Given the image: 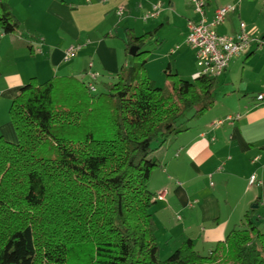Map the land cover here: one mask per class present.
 <instances>
[{
  "label": "trees",
  "instance_id": "16d2710c",
  "mask_svg": "<svg viewBox=\"0 0 264 264\" xmlns=\"http://www.w3.org/2000/svg\"><path fill=\"white\" fill-rule=\"evenodd\" d=\"M7 26L19 22L0 0V31ZM156 35L126 31L129 64L104 94L59 78L14 99L17 142L0 138V264H264V233L250 216L209 255L188 239L160 261L148 183L162 164L151 146L185 132L188 111L208 112L216 86L166 73L158 88L145 75Z\"/></svg>",
  "mask_w": 264,
  "mask_h": 264
},
{
  "label": "crops",
  "instance_id": "0c3cea01",
  "mask_svg": "<svg viewBox=\"0 0 264 264\" xmlns=\"http://www.w3.org/2000/svg\"><path fill=\"white\" fill-rule=\"evenodd\" d=\"M201 1L207 24L219 8H233L216 28L219 35L234 37L244 24L253 43L247 55L231 60L215 79L214 106L180 143L177 159L166 162L164 170L156 169L178 184L162 182L154 196L166 192L165 201L154 205L177 210L179 222L184 221L180 215L186 216L182 236L188 234L186 240L194 246L199 239L200 250L210 253L246 216L264 233V103L255 99L264 93V48L257 44L264 42V0ZM10 4L19 28L0 31V138L6 142L17 141L9 118L12 102L32 83L72 78L87 85L91 72L98 74L93 82L97 91L115 82L129 64L124 44L128 30L137 36L155 31L160 37L159 51L148 57L149 76V68L156 69L167 86L160 63L164 67L168 60L182 62L187 69L184 77L193 78L189 81L198 74L196 52L187 44V24L200 22L201 16L189 0H10ZM155 5H161L160 14L144 23L142 18ZM70 47L78 50L66 61ZM236 114L241 118L233 125L212 127Z\"/></svg>",
  "mask_w": 264,
  "mask_h": 264
},
{
  "label": "built area",
  "instance_id": "2783aa9c",
  "mask_svg": "<svg viewBox=\"0 0 264 264\" xmlns=\"http://www.w3.org/2000/svg\"><path fill=\"white\" fill-rule=\"evenodd\" d=\"M189 1L194 11L201 16L200 22H188L187 24V44L195 50L198 66L201 68V72L197 74L196 78L205 76L216 79L223 75L231 60L249 53L253 41L246 35L244 24L240 25V31L234 37L222 36L216 32V28L222 25L233 14V8L231 6L221 7L216 10L213 18L207 24L203 14V2L201 0ZM161 10V5L152 6L151 11L142 18V21L149 23L151 20L156 19ZM257 44L259 48H264V42L257 41ZM77 50V47H70L65 52V60H70L76 54ZM89 76L93 82L98 78V74L92 72ZM88 87L90 91L95 92L93 83L89 84ZM255 99L259 103H264V93L258 94ZM240 118L241 116L239 114L229 115L214 122L212 127L218 128L225 124L233 125ZM255 182L256 177L252 176L250 184L253 185ZM165 195L166 192L159 194L156 196V200L160 202L165 201Z\"/></svg>",
  "mask_w": 264,
  "mask_h": 264
},
{
  "label": "rangeland",
  "instance_id": "374dc122",
  "mask_svg": "<svg viewBox=\"0 0 264 264\" xmlns=\"http://www.w3.org/2000/svg\"><path fill=\"white\" fill-rule=\"evenodd\" d=\"M9 4H10V0H9ZM11 7V4H10ZM12 10V8H11ZM13 13V11H12ZM14 17L15 14L13 13ZM160 37L158 35H156L153 40L151 42H149V46L146 47V50L151 52L148 54L147 58L150 56H152V54L156 53L159 51V48L161 47L160 42L158 41ZM161 40V39H160ZM162 43V41H161ZM191 49V48H190ZM132 56V55H131ZM169 57H171L172 60H176V56L173 55H169ZM154 59V58H152ZM179 61V63L177 65H175L173 62H170L169 60L167 62H165L164 67L163 64H161V75L163 77H165V79L167 78V74L170 75H174V76H178L179 79L182 80H192L193 78H186L184 77L186 74L185 72L187 71L186 67L182 66ZM147 66V65H146ZM197 69H198V74L201 72V68L198 66V62H197ZM150 74L151 76H149V74L147 73V67L145 68V75L147 76L148 79L154 81V79L151 78H155V80L157 82V87L158 88H164L166 85L165 83H162L158 77V71L153 68H149ZM148 71V72H149ZM179 74H178V72ZM151 78H149V77ZM197 75H195L196 77ZM194 77V78H195ZM98 94H104V90L103 88L98 90ZM194 115V111H188L184 118L181 120L180 122V127L182 129H186L185 132L180 133L179 135L175 136V137H170L167 139L166 143L162 146L160 144V142L158 143H154L151 146V149L154 150L152 157H156L161 165V169L164 170L163 168L166 167L165 164L168 161H175L177 158L175 157L176 155V151L178 150V147L180 145V143L182 141H184V139H186L193 130H196L197 125L200 123V118L198 119H192ZM191 131V132H190ZM189 132V134H187ZM17 142V141H16ZM15 142V143H16ZM158 170H154L153 172V178L152 180L149 181L148 183V190L150 193H152L154 195L157 194V188L160 186V184L162 182H167L168 184H178L176 181V179H173L169 174L168 175H162L161 172H157ZM158 175L155 177V175ZM180 184V183H179ZM196 187V186H195ZM197 188V187H196ZM157 189V190H156ZM151 213H152V217H153V221L155 224V241L156 244L159 247V258L160 261L164 262L166 261L177 249H179L182 244L185 242V240L187 238H189V235L187 234L186 236H182V228L183 227V222L186 219V216H181L180 217L184 218V221H177V210L172 211L169 208L167 209H159L157 208L156 205L153 206V208L151 209ZM188 215V213H187ZM197 224V221H196ZM262 228V227H261ZM198 230V228H197ZM264 231V229H262ZM196 238V237H194ZM195 249L200 252L202 255L206 254L209 255V253H203V251L200 250V240L199 239H195ZM205 256V255H204Z\"/></svg>",
  "mask_w": 264,
  "mask_h": 264
}]
</instances>
